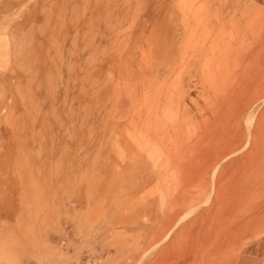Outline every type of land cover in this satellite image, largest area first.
<instances>
[{
  "label": "rangeland",
  "instance_id": "1",
  "mask_svg": "<svg viewBox=\"0 0 264 264\" xmlns=\"http://www.w3.org/2000/svg\"><path fill=\"white\" fill-rule=\"evenodd\" d=\"M163 263L264 264V0H0V264Z\"/></svg>",
  "mask_w": 264,
  "mask_h": 264
},
{
  "label": "bare ground",
  "instance_id": "2",
  "mask_svg": "<svg viewBox=\"0 0 264 264\" xmlns=\"http://www.w3.org/2000/svg\"><path fill=\"white\" fill-rule=\"evenodd\" d=\"M237 32V31H236ZM258 131V130H257ZM196 221V220H195ZM194 221V222H195ZM196 232V231H195ZM185 234V233H184ZM168 237H169V235H168ZM168 237H167V239H168ZM164 240H166V238L164 239ZM164 240H161L162 242L164 241ZM160 242V241H159ZM161 243V242H160ZM169 243V242H168ZM195 246H197V244H195ZM198 247V246H197ZM192 250V249H191ZM188 252V251H187ZM189 252H191V251H189ZM196 256V255H195ZM181 257V256H180ZM177 263V262H176ZM163 264H165V263H163Z\"/></svg>",
  "mask_w": 264,
  "mask_h": 264
}]
</instances>
